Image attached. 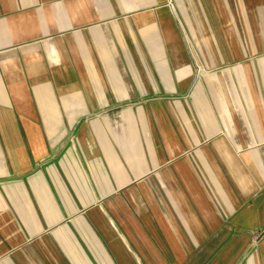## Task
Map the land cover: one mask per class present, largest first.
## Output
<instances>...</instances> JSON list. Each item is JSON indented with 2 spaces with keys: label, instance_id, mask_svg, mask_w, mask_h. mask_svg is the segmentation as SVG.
<instances>
[{
  "label": "crops",
  "instance_id": "crops-1",
  "mask_svg": "<svg viewBox=\"0 0 264 264\" xmlns=\"http://www.w3.org/2000/svg\"><path fill=\"white\" fill-rule=\"evenodd\" d=\"M0 264H264V0H0Z\"/></svg>",
  "mask_w": 264,
  "mask_h": 264
}]
</instances>
